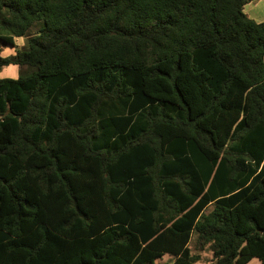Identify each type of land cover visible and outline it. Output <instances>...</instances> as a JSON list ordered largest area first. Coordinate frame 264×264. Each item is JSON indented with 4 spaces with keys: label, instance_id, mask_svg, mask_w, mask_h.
Wrapping results in <instances>:
<instances>
[{
    "label": "trees",
    "instance_id": "trees-1",
    "mask_svg": "<svg viewBox=\"0 0 264 264\" xmlns=\"http://www.w3.org/2000/svg\"><path fill=\"white\" fill-rule=\"evenodd\" d=\"M259 1L0 0V264H264Z\"/></svg>",
    "mask_w": 264,
    "mask_h": 264
},
{
    "label": "rangeland",
    "instance_id": "rangeland-1",
    "mask_svg": "<svg viewBox=\"0 0 264 264\" xmlns=\"http://www.w3.org/2000/svg\"><path fill=\"white\" fill-rule=\"evenodd\" d=\"M257 3H256L257 4V8H256L257 11L256 12H259L260 16L264 17V0H260ZM254 7L255 6H252V5L246 7L245 10H246L248 15L252 16L254 14V12H251V9L254 8ZM22 40H23L22 44H17L19 49L26 48V46H27L26 40L25 39H22ZM0 46L2 47V50H3L2 51V56L3 57H7V56H10L12 54H15V50H16L15 48L9 47V46H3V45H1V43H0ZM5 52L7 53L6 55L4 54ZM0 71H3V70H0ZM18 74H19V69L16 72V77H18ZM3 78H12V77L11 76H7V77H3ZM0 79H2V78H0ZM207 255L210 256L209 254H207ZM203 257H206V255L204 254ZM206 258H208V257H206ZM207 263L208 262L206 260H202L199 264H207ZM251 264H259V261L257 259H255V260H253L251 262Z\"/></svg>",
    "mask_w": 264,
    "mask_h": 264
},
{
    "label": "clouds",
    "instance_id": "clouds-1",
    "mask_svg": "<svg viewBox=\"0 0 264 264\" xmlns=\"http://www.w3.org/2000/svg\"><path fill=\"white\" fill-rule=\"evenodd\" d=\"M16 43L22 44L23 40L17 39ZM4 54L6 55L7 53L5 52ZM16 72H17L16 67L9 65L8 67L4 68L3 71H0V78L7 77V76H11L12 78H16Z\"/></svg>",
    "mask_w": 264,
    "mask_h": 264
},
{
    "label": "crops",
    "instance_id": "crops-1",
    "mask_svg": "<svg viewBox=\"0 0 264 264\" xmlns=\"http://www.w3.org/2000/svg\"><path fill=\"white\" fill-rule=\"evenodd\" d=\"M258 4V3H257ZM257 4H249V5H247V6H250V5H252V6H255L254 8H252L251 9V12H254V14L252 15V16H250V15H248L247 14V12H246V10H245V13L251 18V19H253V20H255L256 22H264V17H261L260 16V13L259 12H256L257 10H256V8H257ZM246 6V7H247ZM246 7H245V9H246ZM16 69H17V71H18V68L16 67Z\"/></svg>",
    "mask_w": 264,
    "mask_h": 264
}]
</instances>
